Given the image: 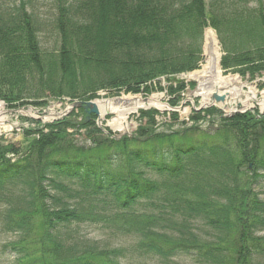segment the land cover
Wrapping results in <instances>:
<instances>
[{
  "label": "trees",
  "instance_id": "obj_1",
  "mask_svg": "<svg viewBox=\"0 0 264 264\" xmlns=\"http://www.w3.org/2000/svg\"><path fill=\"white\" fill-rule=\"evenodd\" d=\"M208 26L227 72L263 73L264 0H0V99L150 95L166 78L175 107ZM83 114L32 121L42 127L25 130L24 146L0 141V264H264V114L212 106L174 129L152 109L121 138Z\"/></svg>",
  "mask_w": 264,
  "mask_h": 264
},
{
  "label": "rangeland",
  "instance_id": "obj_2",
  "mask_svg": "<svg viewBox=\"0 0 264 264\" xmlns=\"http://www.w3.org/2000/svg\"><path fill=\"white\" fill-rule=\"evenodd\" d=\"M212 28L211 26H208L205 30V34H204V44H203V58L201 60L200 63V67L198 69L195 70H199L202 68L205 60H206V43H207V32L208 30ZM214 30V29H213ZM215 31V30H214ZM216 36L218 38L219 44L221 46V65H222V59L224 57V55L226 54L225 48L223 47V44L217 34V31H215ZM42 41H43V45L45 47V49H53L55 48V46L58 43V38L52 34L50 31H46L43 33L42 35ZM193 70V71H195ZM193 71L187 72L186 74H189ZM224 73L225 70L223 69ZM229 74H239L244 81H247L250 84H253L257 87L258 93L264 90V71L261 75H255L254 77H252V75H250L249 73H247L246 75H242L240 72H231L228 71ZM178 78L180 79H185L184 81L186 82L187 87L185 90V92L183 93V98L181 99L180 103L175 106L177 108V113L179 116V120L176 121L173 119L172 117V111L173 108L170 106V98L172 96L169 95V86L171 85V82L168 81L166 78H162L161 79V85L163 86V89H159V90H155L153 91L150 95H145L142 93H131V92H121L120 94H111L109 91L107 90H100L99 94L101 95V99L104 98H113V97H123V96H128V95H132V96H137V95H141L142 97H149L153 94L156 93H162L163 94V102L166 104V106L164 107V109L160 110L157 108H148V109H141L138 112H133L131 113L128 118L127 121L129 123V127L128 130L130 132H135L136 130H138L140 128V126H142L141 124H147V118H142L140 119V115L142 111H150L152 109L154 110H158L160 112L161 115H156V122L160 125V127L162 128L163 126H167L169 124H174L175 126L173 127L174 129H182L183 127L189 126L191 125V123H193L191 121V116L193 113L194 108H200L201 105L204 104V98L201 95H195V90L198 86V83L196 81H188L184 76L180 75ZM190 83H194V87H191L189 84ZM190 89V91H193L194 94L190 93V91L188 90ZM245 90H249L248 87L245 88ZM46 94V93H45ZM224 94V93H221ZM260 95V94H259ZM240 100H246L245 96H240L239 97ZM45 99L49 100V105L46 107H35L34 108H30L29 105H26L24 107L25 111H13V112H9L7 113L8 118L6 120V124L8 126V128L6 129L5 132H3L2 134H0V141L5 143V144H13L15 146H24L27 143V139H29V137L26 136L25 134V130L28 128H38V127H42V126H37V123H32V121H39L42 124H46L50 121H53L57 118H59V114L60 113H64V111L68 108L69 104L66 103V99L64 102L60 104L58 100H54L51 99L49 97V94L46 95ZM31 101L33 100H38L37 98H32L29 99ZM1 102H4V106L5 109L9 110L10 108L8 107V104L6 103L5 100L0 99ZM68 104V105H67ZM220 104V103H219ZM33 106V105H32ZM222 108L225 109V107L222 106ZM237 107H234L233 109L236 110ZM255 110L257 111L259 114L260 112L264 114V110L261 108V106L257 103L254 102V104L251 106L250 110ZM229 110V109H228ZM227 110V111H228ZM54 111V113H53ZM70 114V113H69ZM223 114V113H222ZM115 113H109L106 114L105 117L103 118V124H108L109 122L114 118ZM236 115V114H235ZM224 116V114H223ZM226 117V116H224ZM32 119V120H31ZM97 121V118H96ZM203 129H205L208 126V122L205 121L204 123H202ZM117 135L119 132L115 131ZM31 137V136H30ZM80 143H83V141H80ZM12 156V155H10ZM94 236H97L100 240H102L104 243L107 244H115L118 241L114 238L113 235H111L109 232L106 231H102V230H96L93 233ZM1 241H5V238H0ZM5 262H7L9 260V258H4ZM177 261H180L184 264H193L191 260L188 259H177ZM125 264H165L162 261L156 260V259H143V258H137L136 256H131L129 257Z\"/></svg>",
  "mask_w": 264,
  "mask_h": 264
},
{
  "label": "bare ground",
  "instance_id": "obj_3",
  "mask_svg": "<svg viewBox=\"0 0 264 264\" xmlns=\"http://www.w3.org/2000/svg\"><path fill=\"white\" fill-rule=\"evenodd\" d=\"M206 35V60L202 68L184 74L188 81L194 80L198 83L195 94L201 95L204 98V103H208L211 101V94L224 93L227 99L219 105L225 107L226 110H231L237 103H240L243 109L250 108L254 102H257L264 110V90L258 93L257 87L244 81L239 74L225 75L221 65V46L216 33L210 28ZM246 87L249 90H245ZM240 96H245L246 100H240ZM162 98V93H156L147 98L141 95H128L121 99L99 100L97 104L102 118L108 113H115L109 125L114 129L122 130L129 127L127 118L131 113L147 108L164 109L166 104ZM7 113L9 111L0 101V134L8 128Z\"/></svg>",
  "mask_w": 264,
  "mask_h": 264
},
{
  "label": "water",
  "instance_id": "obj_4",
  "mask_svg": "<svg viewBox=\"0 0 264 264\" xmlns=\"http://www.w3.org/2000/svg\"><path fill=\"white\" fill-rule=\"evenodd\" d=\"M190 93H193L192 91H190ZM211 98L213 100L212 103H207V104H204L202 105L200 108H196V110L198 109H201V108H204V107H208V106H216L217 108L221 109L225 116H233L235 115L236 113H239V112H246L248 111L249 109L246 108L244 110H241L242 108V105L240 103L237 104V109L235 110H230V111H226L224 110L221 106L218 105V103L220 102H224L226 99H227V96L225 95H221L217 92L211 94ZM117 99V98H116ZM74 108H82L86 113H88L89 115L90 114H95L96 116H98L99 118L101 117V113H100V108L96 102V100H89V101H84V100H78V101H74L69 109H67V111L65 113H68L70 112L71 110H73ZM9 111H12V110H9ZM90 116H88V119H89ZM98 124L99 126H101V120L99 119L98 120ZM133 135V133L131 132H124V133H121V135L119 137H122L123 135Z\"/></svg>",
  "mask_w": 264,
  "mask_h": 264
}]
</instances>
